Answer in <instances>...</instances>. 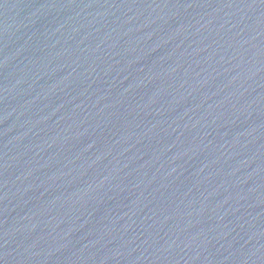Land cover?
<instances>
[{
	"label": "water",
	"instance_id": "obj_1",
	"mask_svg": "<svg viewBox=\"0 0 264 264\" xmlns=\"http://www.w3.org/2000/svg\"><path fill=\"white\" fill-rule=\"evenodd\" d=\"M0 264H264V0H0Z\"/></svg>",
	"mask_w": 264,
	"mask_h": 264
}]
</instances>
